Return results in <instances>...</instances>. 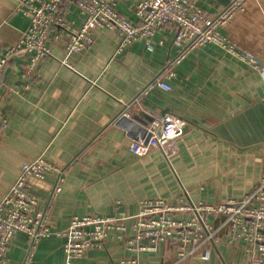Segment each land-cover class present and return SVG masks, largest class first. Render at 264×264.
Returning <instances> with one entry per match:
<instances>
[{"label":"crops","instance_id":"obj_1","mask_svg":"<svg viewBox=\"0 0 264 264\" xmlns=\"http://www.w3.org/2000/svg\"><path fill=\"white\" fill-rule=\"evenodd\" d=\"M21 1L0 0V54L28 25L18 11ZM196 1L214 17L231 0ZM132 3L117 0L116 9L135 20ZM63 9L79 26L76 7ZM220 31L235 49L252 54L258 69L206 44L173 66L168 79L167 62L177 54L168 26L154 34L152 51L136 42L115 53L116 36L100 28L93 44L70 54L67 65L57 41L52 56L41 59L32 73L26 74V55L10 58L0 73V109L9 121L0 131V198L21 164L40 155L54 168L35 182L42 198L62 178L60 192L47 206L53 234L40 239L29 264H64L65 238L56 232L73 216L132 215L141 200L175 202L183 190L193 203L213 205L259 186L264 179V0H247ZM159 81L171 89L159 88ZM140 112L150 118L168 112L186 121L170 162L159 151L142 157L129 151L130 141L143 136L142 125L130 120ZM218 237L207 260L196 256L180 262L175 244L165 243L129 262L122 242L109 239L72 264H249L243 243L228 245L223 228ZM27 248L26 235L17 233L7 255L19 264Z\"/></svg>","mask_w":264,"mask_h":264},{"label":"built area","instance_id":"obj_2","mask_svg":"<svg viewBox=\"0 0 264 264\" xmlns=\"http://www.w3.org/2000/svg\"><path fill=\"white\" fill-rule=\"evenodd\" d=\"M246 1L231 0L216 16L208 17L196 0H133L135 20H130L116 9L117 0H22L18 11L28 19V25L19 40L0 54V73L14 55H26V74L32 73L41 59L52 56L54 41L63 43V63L67 65L70 54L93 44L95 32L100 28L116 36L115 53L136 42H142L146 50L152 51L154 34L167 26L172 30L171 42L177 49V54L167 62L168 79L173 66L206 44L231 52L256 70L258 63L253 55L235 49L220 31L245 7ZM66 4L78 10L79 26L66 18L63 9ZM157 86L165 91L171 89L165 81L157 82ZM8 123L0 109V131ZM142 128L143 136L130 141L129 151L137 157L159 151L170 162L179 150L178 140L185 133L187 123L179 116L164 112L153 114ZM49 170L54 168L42 155L22 163L13 183L0 198V264H15L7 255L15 234H25L28 239L26 257L19 264H29L32 250L40 239L53 234L47 206L60 192L62 178L45 199L35 184ZM221 228L226 229L228 245L244 244L249 264H264V179L253 191L219 204L193 203L183 190L175 202L161 198L141 200L132 215L119 212L115 216H73L68 227L56 234L65 238L64 264H72L89 248L100 247L109 239L122 242L128 253L125 260L129 262H135L134 255L155 251L165 243L175 244L181 262L196 256L209 259L219 243Z\"/></svg>","mask_w":264,"mask_h":264},{"label":"water","instance_id":"obj_3","mask_svg":"<svg viewBox=\"0 0 264 264\" xmlns=\"http://www.w3.org/2000/svg\"><path fill=\"white\" fill-rule=\"evenodd\" d=\"M130 120L139 123V125L145 126L146 123L151 120V118L140 112L137 115L132 116Z\"/></svg>","mask_w":264,"mask_h":264}]
</instances>
